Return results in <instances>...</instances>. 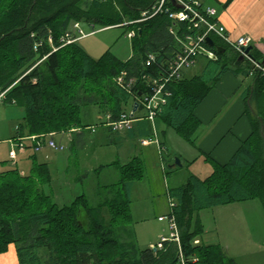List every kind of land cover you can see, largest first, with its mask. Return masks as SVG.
Listing matches in <instances>:
<instances>
[{
  "label": "trees",
  "instance_id": "16d2710c",
  "mask_svg": "<svg viewBox=\"0 0 264 264\" xmlns=\"http://www.w3.org/2000/svg\"><path fill=\"white\" fill-rule=\"evenodd\" d=\"M159 1L0 0V95L3 103L25 112L14 138L91 131L97 124L82 120L83 110L90 107L105 112L106 121L107 115L117 120L129 113L151 92L149 79L160 82L159 77L167 76L187 34L199 32L173 20L165 10L152 15ZM197 1L199 10L208 6V0ZM168 6L177 9L173 3L164 9ZM144 13L147 18L140 21ZM75 24L94 29L120 26L127 35L134 31L131 57L121 60L110 49L91 56L78 41ZM209 36L217 45L206 41L202 45L217 58L208 57L204 70L190 78L183 73L170 77L164 87L169 94H164L166 101L157 110L156 122L189 142L200 125L195 110L222 74L231 69L250 72L243 69L244 63L232 68L239 54L217 35ZM250 54L264 59L254 48ZM122 71L136 79L131 91L116 81ZM254 74L256 95L263 90L264 75ZM247 111L253 132L230 161L213 162L214 171L206 179L190 175L186 183L170 190V215L177 223L179 242L167 239L162 248L154 249L140 247L136 239L131 203L134 183L145 176L141 157L108 164L118 166L120 178L103 187L106 194L96 205H90L85 194L59 205L45 189L52 182L48 163L35 160L29 174L14 167L0 173V254L12 245L19 264H181V251L185 264H240L222 245L199 241L204 232L200 211L256 198L264 207V118L253 117L249 103ZM28 142L34 151L37 141L28 140L26 146Z\"/></svg>",
  "mask_w": 264,
  "mask_h": 264
},
{
  "label": "rangeland",
  "instance_id": "374dc122",
  "mask_svg": "<svg viewBox=\"0 0 264 264\" xmlns=\"http://www.w3.org/2000/svg\"><path fill=\"white\" fill-rule=\"evenodd\" d=\"M124 29L120 26L96 29L93 34L84 37L80 43L93 57H99L110 49L121 60H127L133 53V44L131 37L126 33L124 34ZM90 31H92L91 28L86 25L85 32ZM205 59L208 62L207 56L199 54L198 62L194 66L185 67L183 75L190 78L201 73L204 70L202 62L205 63ZM247 82L246 78L244 80L245 85H248ZM91 108H88V111L83 110L82 120L100 125L96 129L100 132L97 136L105 135L104 131H109L105 123L107 122L106 113L99 111L97 107ZM138 115L145 116V111L140 110ZM24 116V109L18 105L0 104V138L5 136L10 129L15 132L16 125L22 122ZM157 123L160 124L159 121ZM162 126L167 132L165 136L169 147L168 155H166V151L163 159L158 155L159 153H157L154 146L144 147L137 140L122 141L116 138L118 135L115 132L112 134L113 141L116 139L114 142L106 137L109 143L95 144L93 142L94 135L88 130L86 133L89 140L82 145L76 142V145L73 146L69 136H63L65 134L45 137L44 142L53 138L57 144L63 145L64 148L61 150L54 149L48 143H43L42 150L36 154L35 159L31 157L33 146L28 147L30 145L28 142L24 150L16 149L18 156L14 161L18 164L0 162L2 168L0 171L14 167L29 174L35 160L39 162L46 161L51 170L52 182L45 189L55 202L59 205H67L76 196L85 194L89 204L96 205L106 194L103 187L117 182L120 178L118 166H109L108 164L124 163L135 155H139L144 160L145 176L142 180L135 182V188L132 192L131 212L136 239L140 247H149V242L156 243L158 234L163 231L166 232L167 237L170 236L169 215L173 200L170 190L178 184L184 183L187 178L186 166H178L171 170L169 163L174 162L179 152H182L185 159L189 158L191 153L194 152V147L184 137L180 136L175 129L164 124ZM161 128L159 126V129ZM107 133L109 134V132ZM179 144L189 148L191 153L183 151ZM46 154H48V158H45ZM163 164L165 169L162 168ZM101 165L108 166L96 170ZM68 168H70L69 172H67ZM234 203L238 204H233L227 208L213 207L202 212L204 232L200 240L205 244L222 245L226 253L234 257L240 264H264V207L262 200L256 198L252 202ZM238 207L242 212L241 218L238 212L235 215L233 214L238 210ZM222 209H225V212H222L224 211ZM159 216L163 217V219H160L161 221L158 219ZM15 259L16 264H19L17 255ZM3 264L14 263L7 256Z\"/></svg>",
  "mask_w": 264,
  "mask_h": 264
},
{
  "label": "crops",
  "instance_id": "0c3cea01",
  "mask_svg": "<svg viewBox=\"0 0 264 264\" xmlns=\"http://www.w3.org/2000/svg\"><path fill=\"white\" fill-rule=\"evenodd\" d=\"M227 1L228 0H208L206 3L208 6L216 8L218 21L225 26L226 31L228 32L229 36L232 39L235 40L243 36L252 37L254 41L252 48H254L261 56H264V0H230V2L228 3ZM85 26L86 25L80 24V27L84 31V34L79 35V37L77 38L79 42L87 35L93 34V32L96 30L94 29L93 26H89L92 31L86 33ZM109 27H113V26H109ZM98 29H103V28H98ZM88 53L90 54V52ZM197 62L198 60H196V63ZM204 62L205 63L202 62V66L204 65L205 68L207 65V60ZM242 63H244L243 69L245 71H249V67L246 64V62L243 61ZM230 65L232 68L237 66L236 62ZM246 78L248 80L247 82L248 85H245L244 83V80ZM257 86H258V81L256 74L254 73L251 74L250 72L244 73L242 72L241 69H239L238 72H235L232 69L227 70L222 74L217 85L208 93V95L198 105V107L195 110V115L200 120V125L193 134L192 141L189 142L191 146L194 147V152L191 153L190 149L182 144H179L181 149H183V151H186V153H191L189 158L185 159L182 152H179V154L178 152H176L178 154L176 158H180L181 164L174 167L177 168L178 166H186L187 178L184 183L187 182L188 177L190 175H195L202 180L209 177L214 171L213 162L219 164L228 163L230 159L233 157V155L238 151L242 143L250 137V135L253 132V125L250 115L248 114L247 111L248 103L253 117L260 116L264 118V87L263 90L259 92L257 91L256 92L257 94L254 95V89ZM249 91H250V97L249 99H246V95L249 93ZM0 104H3V102ZM162 124L166 125L165 123L160 122V124H158L156 122V128L163 145H165L167 148L166 155H168L169 147L165 136L167 135V132L165 129H163ZM159 126L162 128L159 129ZM110 130L111 129H109V131H104L105 135H99V136H97V134H100L98 130H96L95 132L92 131L89 132L92 133V135H94L93 142L95 144L96 143L102 144L109 140H111V142L113 141L112 134H114L115 131L112 130L110 131ZM86 131H82L80 129L78 132L75 133L66 132L65 135L63 136L64 137L69 136L70 138L69 140L72 142L73 146L76 145V142L82 145L86 143L87 140H89ZM107 132L111 134L109 135ZM151 132L152 129L150 126V122L144 119L134 122L132 128L129 130L123 132H115V133L118 135L116 136V138H119L122 141H126L128 139L140 141L141 138H145L151 135ZM67 133L70 134L68 135ZM15 135H16V130L14 132L13 129H10L5 134V136L0 138V162L5 161L11 164H16V163L18 164V162H15L9 156V152L11 150L10 140L13 139ZM58 135H62V134H58ZM106 137H108L109 140H107L108 138L106 139ZM142 146L144 147L154 146L157 153H159L157 146L153 143ZM41 150L42 147L38 151L34 150L31 157H33V155L36 157L37 156L36 154H38V152H40ZM134 157H140V156L135 155ZM45 158H48V154L45 155ZM184 161L185 163H183ZM42 162H46V161H42ZM174 163L175 160L174 162H170L169 168H173L172 165ZM101 166H98L96 170L100 169ZM1 169L2 168L0 167V170ZM7 170L10 169L7 168L6 170L0 171V173ZM69 171L70 168L67 169V172ZM21 173L26 174L23 171ZM182 184H178L177 186H180ZM134 188H135V183L133 185L132 192ZM252 200L253 199L242 202L244 203L252 202ZM233 204L236 205L238 203L218 205V206H214V208H222V207L227 208L228 206H232ZM204 210L206 209L200 211V218L202 222H204V218L202 215V212ZM222 210H224L222 212H225V209ZM237 212L239 213L238 215L241 218L242 212L239 210V207L237 211L233 212V214L235 215ZM160 217L162 216H159L158 218L159 221H161ZM165 233L166 232L163 231L162 233L158 234L157 236L158 241L156 243H158L162 237H167ZM156 243L149 242L150 244L149 246L152 247ZM5 256L6 257L8 256L9 260L12 261L14 264H16V259H15L16 248L14 246L11 245L8 252L0 254V264H3L6 258Z\"/></svg>",
  "mask_w": 264,
  "mask_h": 264
},
{
  "label": "built area",
  "instance_id": "2783aa9c",
  "mask_svg": "<svg viewBox=\"0 0 264 264\" xmlns=\"http://www.w3.org/2000/svg\"><path fill=\"white\" fill-rule=\"evenodd\" d=\"M173 0H160L157 7H155L153 14L158 13L159 11L165 10L169 13V16L176 21L187 23L188 29H198L199 32L195 35L193 34H187L184 41L182 40V48L180 51L175 55V57L172 59V61L169 63L168 70L169 75L164 78V76L159 77L161 81L159 82L158 79L152 80L149 79V84L152 85L151 92H147L143 95L142 98L138 99L139 105L135 112L132 110L127 114H122L120 118L117 120L111 119L109 115H107V126L111 128L112 131L115 132H123L126 130H129L132 128L134 122L142 119H146L149 122H151V135L141 138L140 142L142 145H148V144H155L157 146L159 155L164 158V154L167 151V148L165 145H163L159 133L156 128V117H157V110L160 104L164 103L166 101V98L164 97V94H169V92L164 91L165 82H168L170 77H180L182 76L183 69L185 67H191L196 63L198 51L197 47L202 45L206 41V37L210 34H215L221 39L227 43V45L231 48V50L235 51L239 55L244 56V61L246 64H248L250 73H255L257 71L261 72L264 75V64L261 61L256 60L253 58L249 53H246L243 50V47L252 46L254 41L253 38L250 36H243L239 37L238 39H232L228 32L226 31V28L224 25H222L218 19H217V10L214 7L207 6L201 10L200 8V2L197 0H194L192 2H188L186 0H175L178 4L181 5L180 8L177 7L176 10H171V8L168 6L164 9L165 4L173 3ZM146 13H144V18L140 19L144 20L146 19ZM75 28L78 29L80 35L84 34V31L80 28L79 24H75ZM200 31H202V34H200ZM69 35V34H68ZM68 35L66 37H68ZM135 35L134 31H130L128 33L129 37H133ZM51 41V39H50ZM72 39L67 40V42H71ZM151 59H154L153 56H151ZM117 83L126 90H132L134 83L136 79L131 76L128 77V74L126 71H122L116 78ZM164 82V83H162ZM3 94L0 95V103L3 102ZM140 110L145 111V116L138 115V112ZM100 125H92L90 127L92 132H95L97 127ZM55 132H52L47 135L43 136H27V137H17L14 139H11V150L9 152V156L12 160L17 158V151L16 149L24 150L26 148V142L28 140L31 141H37V145L35 147V151H38L41 149L43 143H48V145L51 148L54 149H63V145H59L55 142L53 138L47 140L44 142L43 140L45 137L54 136ZM63 134V133H62ZM162 168L165 169L164 164L162 165ZM171 206H173V203H171ZM160 219H163V217H160ZM170 219V227H171V234L169 237H162L161 240L153 245L152 247L154 249H160L163 247V242L167 239H173L179 242V229L177 226V223L175 221V218L173 215H169ZM179 257L181 264H185L182 252H179Z\"/></svg>",
  "mask_w": 264,
  "mask_h": 264
},
{
  "label": "water",
  "instance_id": "95a60500",
  "mask_svg": "<svg viewBox=\"0 0 264 264\" xmlns=\"http://www.w3.org/2000/svg\"><path fill=\"white\" fill-rule=\"evenodd\" d=\"M172 2H173V4H174L176 7H178V8L181 7V5L178 4L175 0H173ZM200 34H202V31H200ZM206 43L209 44V45H211V46H216V45H217L216 42L214 41V39H213L212 37H210V36H207V37H206ZM217 47H218V46H217ZM217 49H218L219 51H220V50H221V51H224V50H225V49L222 48V47H218ZM251 49H252V46L243 47V50H244L246 53H249V52L251 51ZM197 51H198L200 54H202V55H204V56H207V57H209V58H212V59H216V58H217V55H216L215 53H213L212 51H210L209 49H207V48H206L205 46H203V45L198 46V47H197ZM243 61H244V56L241 54V55L238 56V59H237V61H236V64H237V65H240ZM262 62H263V64H264V59L262 60ZM140 95H141V94H140ZM138 105H139V102L136 101V102L134 103V105H133V108H132V111H133V112L136 111ZM180 164H181V163H180V159H179V158H176V159H175V163H174L172 166L174 167V166H177V165H180Z\"/></svg>",
  "mask_w": 264,
  "mask_h": 264
}]
</instances>
